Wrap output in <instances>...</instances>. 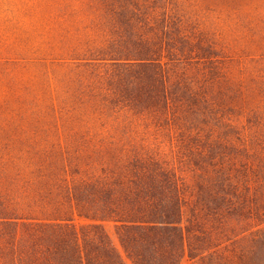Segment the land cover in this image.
<instances>
[{
	"label": "trees",
	"instance_id": "trees-1",
	"mask_svg": "<svg viewBox=\"0 0 264 264\" xmlns=\"http://www.w3.org/2000/svg\"><path fill=\"white\" fill-rule=\"evenodd\" d=\"M78 2L41 58L64 163L0 190V264H126L76 216L133 264H264V50L231 57L181 0Z\"/></svg>",
	"mask_w": 264,
	"mask_h": 264
},
{
	"label": "rangeland",
	"instance_id": "rangeland-1",
	"mask_svg": "<svg viewBox=\"0 0 264 264\" xmlns=\"http://www.w3.org/2000/svg\"><path fill=\"white\" fill-rule=\"evenodd\" d=\"M181 1L192 7L231 57L245 58L264 50V0ZM78 3L0 0V190L9 182L17 185L38 172H49L51 166L56 171L64 163L62 153L50 147L56 66L41 58L42 53L50 57L49 44L61 39L62 28L73 26L60 16L61 7ZM237 67L231 64L235 75H239ZM243 93L244 98L255 94L249 88ZM187 215L184 205V219ZM74 223L78 228L100 223L126 264H133L125 256L115 220L76 216ZM181 264H197V260L185 256Z\"/></svg>",
	"mask_w": 264,
	"mask_h": 264
}]
</instances>
